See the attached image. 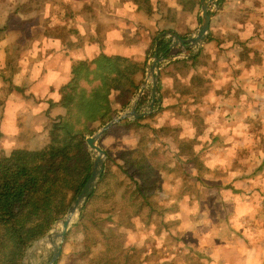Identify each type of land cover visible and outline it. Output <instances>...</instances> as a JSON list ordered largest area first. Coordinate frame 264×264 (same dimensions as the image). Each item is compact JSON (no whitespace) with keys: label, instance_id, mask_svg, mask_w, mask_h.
<instances>
[{"label":"rangeland","instance_id":"374dc122","mask_svg":"<svg viewBox=\"0 0 264 264\" xmlns=\"http://www.w3.org/2000/svg\"><path fill=\"white\" fill-rule=\"evenodd\" d=\"M217 3L209 7L217 5L211 22L221 8ZM198 23L199 10L194 33ZM255 47L249 51L261 55ZM255 62L256 71L239 66L238 81L222 65L224 80L201 76L202 84H192L196 102L177 110L178 116L173 111L174 119L162 112L139 127L108 134L120 121L109 128L97 143L108 174L84 206L83 219L82 213L74 218L62 240L57 227L55 262L65 248L64 264H264V59ZM218 81V91L201 90ZM146 92L142 110L150 102L148 87ZM55 253L47 244L22 264H51Z\"/></svg>","mask_w":264,"mask_h":264},{"label":"crops","instance_id":"0c3cea01","mask_svg":"<svg viewBox=\"0 0 264 264\" xmlns=\"http://www.w3.org/2000/svg\"><path fill=\"white\" fill-rule=\"evenodd\" d=\"M200 4L201 0H0V154L34 149L48 141L51 124L66 113L59 104L61 90L79 65L85 69L103 57L126 60L134 68L132 82L137 90L144 58L157 38L166 33L192 37ZM212 23L200 50L201 65L165 68L159 75L156 110L122 122L146 119L160 107L163 115L168 112L174 119L181 86L189 92L188 101L194 100L190 83L194 75L208 80L214 74L224 80L222 65L223 73L231 72L238 81L239 66L258 69L255 59H264V0H224ZM210 36L213 41H208ZM220 36L227 42L220 43ZM242 42L247 45L240 46ZM253 43L261 55L249 51ZM211 86L201 90L216 92L220 82ZM136 90L125 105L112 93V109L145 112L141 102L133 106Z\"/></svg>","mask_w":264,"mask_h":264},{"label":"trees","instance_id":"16d2710c","mask_svg":"<svg viewBox=\"0 0 264 264\" xmlns=\"http://www.w3.org/2000/svg\"><path fill=\"white\" fill-rule=\"evenodd\" d=\"M223 2L224 0H219L221 6ZM213 40L211 36L208 39V41ZM222 40L226 41V37L220 36V43L223 42ZM169 45L170 43L164 38L158 41L159 58H167L174 53L173 51L180 50L178 47L169 50ZM245 45L247 44L242 42L240 46ZM201 51L187 59L170 63L162 68L160 74L173 64L190 63V67L196 69L201 65ZM92 63L85 69L79 65L76 74L62 88L59 104L65 108L66 113L51 124L49 140L38 148L13 149L8 155L1 154L0 264H22L28 247L44 237L53 224L65 216L71 202L89 177L91 153L85 138L114 117L116 110L110 106L112 93L115 92L117 101L125 105L128 104L134 89L136 90L132 82L134 68L130 62L103 57ZM196 81L200 84L201 76L194 75L190 79L191 84ZM181 89L182 95L176 105L178 108H173L177 116L179 114L177 110H187L190 103L187 96L189 92L185 91L186 87L181 86ZM157 90L161 91L160 78ZM147 97L146 92L141 99L142 104ZM193 98L192 103H195L196 95H193ZM163 111L160 107L158 112L146 119L124 121L122 125L114 126L107 133L117 128L139 127L147 119L155 121ZM154 127L155 132L158 129ZM106 174H108L107 166L101 176L100 184ZM135 187L138 189L139 185L135 184ZM95 192L93 191L85 207L94 198ZM85 207L80 220L85 215L87 209ZM66 252L63 248L55 264H64ZM100 264H106V261Z\"/></svg>","mask_w":264,"mask_h":264},{"label":"water","instance_id":"95a60500","mask_svg":"<svg viewBox=\"0 0 264 264\" xmlns=\"http://www.w3.org/2000/svg\"><path fill=\"white\" fill-rule=\"evenodd\" d=\"M209 4L210 0H201L200 9H199V24L197 26L196 32L194 35L190 38H180L178 35L173 33H166L163 35H160L157 40L155 41L153 48L150 52L152 55H149V60L151 59V62L146 64V76L145 80L142 82L141 86L138 88L137 93L135 94V100L133 103V106L138 105L141 97L143 95L144 88H149L150 92V102L145 107V112L136 114L134 110H128L124 111L122 114H119L117 117L112 119L110 122L106 123L100 130H98L95 134H93L90 137L85 138V142L88 146L89 151H93L96 155L91 158V167L89 171V177L80 190L79 194L75 197V199L71 202L65 216L62 219L57 220L53 226L52 231L50 234L45 235L44 237L40 238L39 240L33 242L28 249L26 250L24 257L31 254V252L35 248H41L43 249L45 245L49 244L51 245L52 249L56 248V253L54 255V258L52 260V263L55 262L59 255V246L55 244V238L58 236L56 233L57 227L61 226L62 230L59 233L60 234V240L64 238L65 233L68 230V227L71 225L74 218L78 217L82 210L90 198L91 194L93 193L94 189L98 185L101 176L104 172V160H105V152L97 145L98 140L101 138V136L114 124H117L118 122L124 120V119H130V118H137L145 116L149 113L154 112L156 109H153L155 101H158L159 103V93L157 90V84L159 80L160 70L164 66L168 65L170 62L177 61L180 58H188L190 56H193L197 54L204 42L207 40L209 36V26L213 17V13L215 11V8L211 11H209ZM162 38H168L170 41V45L168 49H172L175 47H181L184 50H190L191 54L189 55H181L176 54L169 56L167 58H159L157 55V43ZM131 106H129L130 108ZM23 257V259H24ZM51 263V264H52Z\"/></svg>","mask_w":264,"mask_h":264},{"label":"built area","instance_id":"2783aa9c","mask_svg":"<svg viewBox=\"0 0 264 264\" xmlns=\"http://www.w3.org/2000/svg\"><path fill=\"white\" fill-rule=\"evenodd\" d=\"M214 1H216V2H218L217 4H219V0H210V4L212 3V2H214ZM210 4H209V7H210ZM215 8V10L217 9V5H213L212 6V8H211V10H213ZM210 9V8H209ZM211 10H209V11H211ZM176 48V47H175ZM181 48V47H180ZM173 49V48H172ZM171 50V49H170ZM187 51V50H186ZM181 55H189V54H181ZM183 59H187V58H182V60ZM148 61H149V58H148ZM148 61H147V63H148ZM150 62H151V59H150ZM149 62V63H150ZM148 63V64H149Z\"/></svg>","mask_w":264,"mask_h":264}]
</instances>
